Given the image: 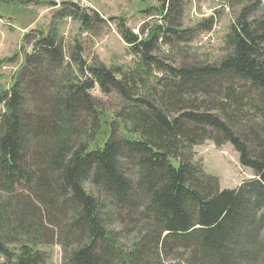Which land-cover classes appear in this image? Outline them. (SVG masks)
Segmentation results:
<instances>
[{
    "label": "trees",
    "instance_id": "trees-1",
    "mask_svg": "<svg viewBox=\"0 0 264 264\" xmlns=\"http://www.w3.org/2000/svg\"><path fill=\"white\" fill-rule=\"evenodd\" d=\"M185 3L142 12L160 16L145 39L118 22L129 67L67 61L59 36L31 31L33 51L0 85V264H46L51 245L61 264H264V0H228L215 62L165 65L156 48L213 25L181 30ZM206 141L230 144L255 178L220 189L194 160Z\"/></svg>",
    "mask_w": 264,
    "mask_h": 264
},
{
    "label": "rangeland",
    "instance_id": "rangeland-1",
    "mask_svg": "<svg viewBox=\"0 0 264 264\" xmlns=\"http://www.w3.org/2000/svg\"><path fill=\"white\" fill-rule=\"evenodd\" d=\"M164 1L0 0V85L5 89L9 86L24 55L33 51L32 42L37 34L32 30H51L59 36L67 61L70 54L77 52L87 64L97 60L107 67L132 66L138 56H134L122 40L118 22L123 21L139 39H145L147 31L141 33V29L145 25L158 23L160 16H148L142 12L150 7L156 9ZM185 1L180 29H192L200 21L213 18L211 29L195 31L184 44L175 42L170 46L160 45L152 55L173 67L191 62H215L226 52L225 36L236 15V9L228 4V0ZM68 3H72V6ZM80 11L90 17L88 27L78 20ZM179 47L183 49L178 50ZM154 72L156 77H162L161 72ZM91 94L101 100L102 106L109 111L121 106L114 96H104L97 88ZM3 111V105H0V113ZM192 152L194 160L201 163L204 172L218 179L220 189H236L242 182L255 178L252 170L240 165L238 153L228 143L216 147L206 141L193 147ZM84 186L88 192L96 194L88 182ZM41 249L47 255L46 264H61L62 251L58 245Z\"/></svg>",
    "mask_w": 264,
    "mask_h": 264
},
{
    "label": "built area",
    "instance_id": "built-area-1",
    "mask_svg": "<svg viewBox=\"0 0 264 264\" xmlns=\"http://www.w3.org/2000/svg\"><path fill=\"white\" fill-rule=\"evenodd\" d=\"M205 10V9H204Z\"/></svg>",
    "mask_w": 264,
    "mask_h": 264
}]
</instances>
